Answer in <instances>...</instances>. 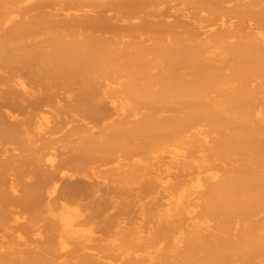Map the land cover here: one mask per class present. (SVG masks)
Returning a JSON list of instances; mask_svg holds the SVG:
<instances>
[{
    "label": "bare ground",
    "instance_id": "6f19581e",
    "mask_svg": "<svg viewBox=\"0 0 264 264\" xmlns=\"http://www.w3.org/2000/svg\"><path fill=\"white\" fill-rule=\"evenodd\" d=\"M0 264H264V0H0Z\"/></svg>",
    "mask_w": 264,
    "mask_h": 264
},
{
    "label": "rangeland",
    "instance_id": "374dc122",
    "mask_svg": "<svg viewBox=\"0 0 264 264\" xmlns=\"http://www.w3.org/2000/svg\"><path fill=\"white\" fill-rule=\"evenodd\" d=\"M67 169H68V168L63 169L64 174H67V173H70V172H71L69 169H68V170H67ZM64 178H66V177H64ZM64 178H63V179H64ZM63 179H61V180L63 181ZM57 180H58V182L61 181L60 178H58ZM64 180H65V179H64ZM62 181H61V182H62ZM53 183H54V179H52V181H51V187L53 186ZM57 185H59V183H57L56 186H57ZM53 194H54V192H53L51 195H53ZM45 195H46V194H45ZM51 195H50V196H51ZM53 196H54V195H53ZM60 196H61V195H60ZM60 196L57 197V199H58L59 201H60ZM46 198H47V199H46ZM50 198H51V197H50ZM45 199L48 200V202H49V200H50V199H49V196H47V195H46ZM52 199H54V198H52ZM53 207H54V206H53ZM39 209L41 210V212H42L43 214H45V213L47 212V213H51V214L53 215V214H54L53 211H55L54 208H52L50 205H44V206H42V207L39 208ZM44 210H45V211H44ZM47 210H48V211H47ZM47 213H46V215H47ZM55 213H56V214H55V217H56V218L59 217L58 210H57ZM57 214H58V215H57ZM48 215H49V214H48ZM53 217H54V215H53ZM59 222H60V221L58 220V224H60L61 227H62L63 224H61V222H60V223H59Z\"/></svg>",
    "mask_w": 264,
    "mask_h": 264
}]
</instances>
